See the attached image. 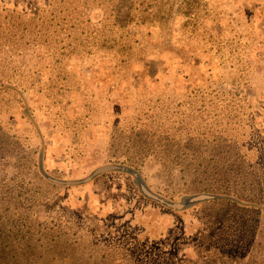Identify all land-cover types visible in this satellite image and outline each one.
I'll list each match as a JSON object with an SVG mask.
<instances>
[{
	"label": "rangeland",
	"instance_id": "rangeland-1",
	"mask_svg": "<svg viewBox=\"0 0 264 264\" xmlns=\"http://www.w3.org/2000/svg\"><path fill=\"white\" fill-rule=\"evenodd\" d=\"M0 264H264V0H0Z\"/></svg>",
	"mask_w": 264,
	"mask_h": 264
},
{
	"label": "trees",
	"instance_id": "trees-1",
	"mask_svg": "<svg viewBox=\"0 0 264 264\" xmlns=\"http://www.w3.org/2000/svg\"><path fill=\"white\" fill-rule=\"evenodd\" d=\"M79 184V183H78Z\"/></svg>",
	"mask_w": 264,
	"mask_h": 264
}]
</instances>
